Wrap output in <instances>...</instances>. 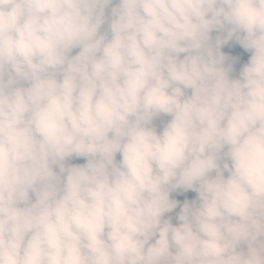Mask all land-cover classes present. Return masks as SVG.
<instances>
[{"label": "clouds", "instance_id": "1", "mask_svg": "<svg viewBox=\"0 0 264 264\" xmlns=\"http://www.w3.org/2000/svg\"><path fill=\"white\" fill-rule=\"evenodd\" d=\"M0 264H264V0H0Z\"/></svg>", "mask_w": 264, "mask_h": 264}, {"label": "trees", "instance_id": "2", "mask_svg": "<svg viewBox=\"0 0 264 264\" xmlns=\"http://www.w3.org/2000/svg\"><path fill=\"white\" fill-rule=\"evenodd\" d=\"M83 162L84 161L82 159H76V160L71 161V163H83ZM174 198L180 199V202L182 203L184 198H187V199L195 198V194L194 193H187V194H185L184 197H176V196H174ZM177 211H178V209H177ZM172 215L174 216V213ZM173 222H175V221H173Z\"/></svg>", "mask_w": 264, "mask_h": 264}]
</instances>
